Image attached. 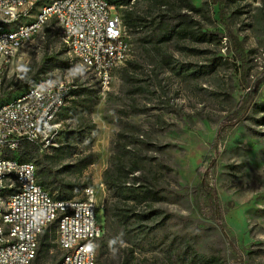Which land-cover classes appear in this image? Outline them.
Instances as JSON below:
<instances>
[{
  "label": "rangeland",
  "instance_id": "obj_1",
  "mask_svg": "<svg viewBox=\"0 0 264 264\" xmlns=\"http://www.w3.org/2000/svg\"><path fill=\"white\" fill-rule=\"evenodd\" d=\"M155 1L132 0L127 7L120 0L110 3L124 25L125 12L154 24L126 28L130 52L115 70L109 89H101L94 75L70 60L53 21L16 53L0 105L27 90L26 85L19 87L28 79L20 74L48 56L67 60L72 68H57L43 78L98 91L91 114L98 128L92 149L95 163L89 169L98 193L96 219L106 235L98 243V264H122L128 250L131 264H196L214 257L223 264H264V79L253 111L241 116L239 104L246 93L241 64L225 37L229 29L242 41L249 61L244 83L253 88L264 76L262 6L252 0H190L200 11L190 13L198 23L193 37L175 32L160 42L157 25L173 17L170 7L176 0H168L161 10ZM73 97L57 118L54 146L42 155L52 154L64 132L76 129L79 116L70 110ZM134 106L143 112H131ZM120 133L126 138L118 147ZM73 147L74 158L84 152V145ZM115 156L137 161V175L161 197L149 208L141 207L145 221L131 220L128 227L116 220V201L104 183V171ZM37 158L35 154L33 160ZM203 181L217 192L221 222L215 202L200 188ZM47 188L61 199L59 192Z\"/></svg>",
  "mask_w": 264,
  "mask_h": 264
},
{
  "label": "trees",
  "instance_id": "obj_2",
  "mask_svg": "<svg viewBox=\"0 0 264 264\" xmlns=\"http://www.w3.org/2000/svg\"><path fill=\"white\" fill-rule=\"evenodd\" d=\"M112 3V0H109ZM132 0H120L123 7H127L131 4ZM155 4L161 10L163 7H167L168 0H156ZM188 12L182 14L177 12ZM170 12L173 17L168 21H161L157 25V29L162 34V39L160 42H167L172 37V34L177 32L180 37L188 38L193 37L192 28L197 26L198 23L194 21L190 13L200 12L190 0H176L170 7ZM173 22L176 24L173 25ZM124 23L125 27L132 29H137L139 27H145L149 24H154V22H149L147 18L139 15H135L132 12L124 13ZM48 34L49 31H47ZM211 38H216L215 33H209ZM228 38L232 53L234 54V59L241 64V82L244 85L245 96L239 104V111L241 116H247L253 111L254 105L259 98V84L263 81L264 76L255 81L254 87L251 88L250 84L246 81V69L248 66V54L243 46L242 41L236 37L231 30L228 29V33L225 35ZM198 40H203L198 38ZM200 54L201 51H192ZM170 58V57H168ZM138 67V66H137ZM61 68L67 70L72 68L69 61H59L56 56L44 57V62L41 65H28L24 72L20 74L19 77L22 79L28 78L25 83L19 85L22 87L32 86L36 80L42 79L49 72ZM18 77V78H19ZM13 84V83H11ZM74 96L70 103V110L75 114L78 113L79 121L76 129L66 130L61 139V144L58 148L54 149V152L49 155H42L39 152V148L29 142H24L20 149L9 154V156L18 158L22 161H34L35 154L37 155V160L35 161L38 165V177L40 182L51 188L52 192H59L61 199H73L80 197L86 188L93 187V177L89 173L90 167L95 163V156L92 152L94 143L97 137V124L91 119V114L93 111V106L95 101L98 99V91L95 89H90L88 87H77L72 93ZM81 108V109H80ZM80 109V110H79ZM131 112H143L137 110L134 106ZM263 117L261 118V124L264 125V107L261 108ZM86 117L88 119H86ZM126 138L122 133L118 135V140L116 146L120 147L121 142ZM74 146L84 145V152L82 155L74 158ZM121 152V151H120ZM24 156V159L21 156ZM69 161V163H65ZM139 172V167L137 161L130 160L125 162L121 157L115 156V162L112 163L111 167H108L104 171V183L111 197L115 199L114 204V216L116 220L124 227L129 226L131 220L138 222L145 221L146 216L144 215V210L141 207L149 208L154 202L161 200L158 191L155 188L148 185L146 179H141L137 175ZM68 176V177H67ZM74 177V181L71 179ZM145 183V184H142ZM201 190L205 191L209 197L215 202V214L219 217L221 222V209L219 205V200L215 188L202 182L200 185ZM48 189V188H47ZM103 238L105 235V228L103 227ZM49 236L46 233L41 239V249L40 257L38 262L48 260L49 252ZM130 252V250H128ZM124 253L122 258V264H131L132 251L130 254ZM196 264H223L218 257H214L213 260L204 261Z\"/></svg>",
  "mask_w": 264,
  "mask_h": 264
},
{
  "label": "bare ground",
  "instance_id": "obj_3",
  "mask_svg": "<svg viewBox=\"0 0 264 264\" xmlns=\"http://www.w3.org/2000/svg\"><path fill=\"white\" fill-rule=\"evenodd\" d=\"M61 1L67 0H12V3L2 4L0 3V18H9L11 15H16V21L11 22V26H4L0 21V41L9 38H18L27 31H32L31 36L28 38H22L20 45L18 40H11L8 42V49L23 48L26 43L35 38L45 26H37V22L41 21L43 24H49L53 21L56 22V15L46 14V12L52 11L53 8H57V5ZM105 6L113 7L108 0H99ZM257 2L264 11V0H252ZM18 12H22L18 14ZM61 42L67 49L68 55L71 61H76L77 64L88 73L95 76L97 85L104 91L109 89L114 79L115 70L124 64L130 52V45L127 41L126 27L123 24L122 19L116 16V49L113 52V59H108L106 66L101 65L97 61L89 59L87 53L80 48L79 40L77 36L71 34V24L69 21H60L58 23ZM9 50H1L0 59H8ZM9 69V62L7 60H0V89H4L7 77V70ZM108 75V81L102 74ZM61 85H69L70 81L59 79ZM99 88V89H100ZM51 90V98L63 97L60 102L59 114L63 108L69 103V99L72 96L73 91H67L65 86H53L51 89L50 78L39 79L32 86L28 87L25 92L14 98L11 101L5 102L0 105V110H10L15 105H22L27 103L26 117H33L37 115L38 103H41L43 97H48ZM36 92V93H35ZM34 93L33 96H31ZM50 117H58V105H51ZM47 127V120H40L39 125L33 126V136L37 139L45 138V131ZM2 133H9V125H6L5 119H0V136ZM57 129L52 132V137L49 142L42 143L39 147L38 141H27L36 145L39 148V152L42 154L48 148L54 146L56 137L58 136ZM26 142V137H13V139H7L6 145H0V166L4 164H12L13 167H9L7 176H2V188H0V216L13 217L15 215V205L12 204L11 199L18 196V199H25L30 193V182H33L37 192H47L48 198H51L53 202L70 203L74 199H55L49 190L43 185L38 177V165L35 161H22L18 158L9 156L12 153V149H18L22 144ZM29 170V179L27 174H23ZM87 190V188L85 189ZM76 218V211H68L62 216H55L54 227H49V232H42L41 234H33L31 251H37V255L25 256V259L20 263L22 258V243L23 236L19 233L12 232L11 221H1L0 228V264H69L70 258H79L78 248H59L54 250V257L50 255V248H56V238L58 232L67 231V223H73ZM49 236V252L48 260L41 263L38 262L40 257V244L41 239L45 234ZM15 249V250H14ZM98 243H93V248L90 252V260L92 264L97 263ZM2 256L5 258L2 259Z\"/></svg>",
  "mask_w": 264,
  "mask_h": 264
},
{
  "label": "built area",
  "instance_id": "obj_4",
  "mask_svg": "<svg viewBox=\"0 0 264 264\" xmlns=\"http://www.w3.org/2000/svg\"><path fill=\"white\" fill-rule=\"evenodd\" d=\"M0 3H12V0H0ZM22 12H18L20 14ZM46 14L56 15V23L60 21H69L71 24V34L77 36L79 46L87 53L89 59L97 61L103 66H106L108 59H113V52L116 49V16L117 13L114 7L105 6L99 0H67L58 3L57 8ZM4 26H11L12 21H16V15H11L9 18H0ZM43 22H37V26H47ZM32 31L22 34L18 38H9L0 41L1 50H9L8 59L9 69L7 70V77L12 61L18 52L17 49H8V42L11 40H20L31 36ZM105 81H108V75L102 74ZM4 80L7 81V78ZM51 89L53 86H65L67 91H74L78 86L74 84L61 85L59 79L50 78ZM3 89H0V93ZM36 93V92H35ZM34 93L31 95L33 96ZM63 97L51 98V90L48 97H43L41 103H38L37 115L33 117H26L27 103L22 105H15L10 110H0V119L6 120V125H9V133H2L0 136V145H6L7 139L13 137H26L27 141H38L39 147L42 143L49 142L52 137V132L57 129L56 121L58 117H50L51 105H58V116L60 109V102ZM40 120H47V127L44 129L45 138L37 139L33 136V126L39 125ZM20 149V148H18ZM18 149H12V152ZM9 167L12 164H4L0 166V188H2V176H7ZM23 174H27L28 182L29 170ZM97 190L94 187H89L84 190L82 197L74 199L70 203L53 202L48 198L47 192H37L33 182H30V193L25 196V199H18V196L11 199L15 205V215L13 217L0 216L1 221L12 222V232L19 233L23 236L22 243V258L23 262L25 256L37 255V251H31L33 234H41L42 232H49V227H54L55 216H62L68 211H76V218L73 223H67V231L58 232L56 238V248H50V255L54 257V250L59 248H78L79 258H70L69 264H92L90 260V252L93 248V243H99L103 238V226L97 222ZM41 247V244H40ZM15 250V249H14ZM40 250V249H39ZM2 259L5 258L2 256Z\"/></svg>",
  "mask_w": 264,
  "mask_h": 264
},
{
  "label": "crops",
  "instance_id": "obj_5",
  "mask_svg": "<svg viewBox=\"0 0 264 264\" xmlns=\"http://www.w3.org/2000/svg\"><path fill=\"white\" fill-rule=\"evenodd\" d=\"M11 66H12V65H11ZM10 69H11V67H10ZM9 71H10V70H9ZM8 73H9V72H8ZM12 75H13V73H12ZM8 76H9V75H8ZM37 81H38V80H37ZM37 81H36V82H37ZM36 82H35V83H36ZM28 87H30V86H28Z\"/></svg>",
  "mask_w": 264,
  "mask_h": 264
}]
</instances>
